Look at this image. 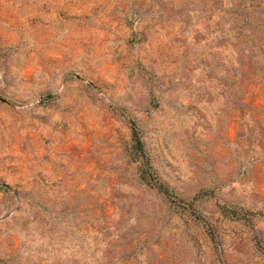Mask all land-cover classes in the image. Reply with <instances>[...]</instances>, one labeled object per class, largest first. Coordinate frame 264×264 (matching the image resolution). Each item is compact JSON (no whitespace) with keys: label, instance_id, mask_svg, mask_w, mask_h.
<instances>
[{"label":"rangeland","instance_id":"rangeland-1","mask_svg":"<svg viewBox=\"0 0 264 264\" xmlns=\"http://www.w3.org/2000/svg\"><path fill=\"white\" fill-rule=\"evenodd\" d=\"M0 264H264V0H0Z\"/></svg>","mask_w":264,"mask_h":264}]
</instances>
